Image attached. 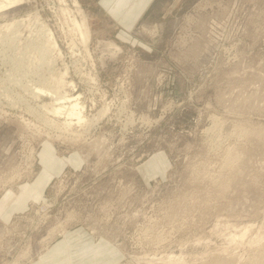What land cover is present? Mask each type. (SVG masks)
<instances>
[{"label":"rangeland","instance_id":"1","mask_svg":"<svg viewBox=\"0 0 264 264\" xmlns=\"http://www.w3.org/2000/svg\"><path fill=\"white\" fill-rule=\"evenodd\" d=\"M76 2L0 9V264H264V0Z\"/></svg>","mask_w":264,"mask_h":264},{"label":"bare ground","instance_id":"2","mask_svg":"<svg viewBox=\"0 0 264 264\" xmlns=\"http://www.w3.org/2000/svg\"><path fill=\"white\" fill-rule=\"evenodd\" d=\"M20 1L21 0H0V9H2V8H9V7H11V6H13V5H15V4H17V3H20ZM73 4L77 7L78 6V4H77V2H76V0H73ZM76 11L78 12L77 14H80L79 16H80V21L78 22V21H76V20H73V24L75 25V27H76V30H77V32H78V34L80 35V38H81V40L84 42V43H86L87 41H88V36H89V31H88V29H87V26L85 25V19L83 18V16H82V14H81V10L80 9H76ZM0 13H1V11H0ZM55 45V43H53V46ZM56 46V45H55ZM69 84H72V83H69ZM65 85V84H64ZM67 85V84H66ZM73 85V84H72ZM72 88V87H71ZM52 90V89H51ZM36 91V90H35ZM37 91L38 92H40L41 90H39V89H37ZM53 91H54V89H53ZM53 91H51V92H53ZM37 93V92H36ZM71 94V93H70ZM51 95V94H50ZM57 95V94H56ZM67 95V94H66ZM51 96H53V94L51 95ZM65 96V94L62 96V97H64ZM77 96V95H76ZM75 96V97H76ZM53 97H55L54 99H55V101H57V103H58V101H61V100H58V98H56L57 96H53ZM58 97H59V94H58ZM61 97V99L63 100V99H65V98H62ZM67 97H69V96H67ZM67 97H66V99L65 100H67V101H69L70 103H69V105H57L56 107L54 106H52L53 108H50L51 109V111L53 112V113H55L56 115L57 114H62V115H64V116H66L67 118H74V119H76V123H82V122H85V123H87L86 121H85V118H83V113H81V108H83V105H82V107L80 108V105H81V103H79L77 100L78 99H76V98H74V99H67ZM78 97H79V95H78ZM70 98V97H69ZM53 99V100H54ZM59 99H60V97H59ZM54 101V102H55ZM64 101V100H63ZM66 101V102H67ZM56 103V102H55ZM60 103V102H59ZM53 105H55V104H53ZM106 109V108H105ZM100 111V110H99ZM98 114V113H97ZM99 115V114H98ZM61 116V115H60ZM66 120H68V119H66ZM69 121V120H68ZM67 121V122H68ZM92 122V121H91ZM70 123H71V121H70ZM85 123H84V125H85ZM63 124V123H62ZM64 124H66V123H64ZM69 124V123H68ZM75 125V124H74ZM89 125V124H88ZM65 126V125H64ZM67 126V125H66ZM69 127V126H68ZM79 127V126H78ZM87 129V128H86ZM82 132V131H81ZM68 133V132H67ZM70 133V132H69ZM84 133V131L82 132V134ZM65 134V133H64ZM75 134V133H74ZM76 135V134H75ZM77 136V135H76ZM78 138V137H77ZM71 139H72V137H71ZM74 139H76V138H74ZM73 139V140H74ZM83 139V138H82Z\"/></svg>","mask_w":264,"mask_h":264},{"label":"crops","instance_id":"3","mask_svg":"<svg viewBox=\"0 0 264 264\" xmlns=\"http://www.w3.org/2000/svg\"><path fill=\"white\" fill-rule=\"evenodd\" d=\"M79 236L80 234L78 233V231L64 235L60 241H58L52 246V248L48 252L49 255L45 258L43 257L42 262L38 260V263L41 262L40 264H71L73 262L72 256L74 255L78 254L79 256H84L90 251L94 253L97 247L93 244H88L87 242L77 246V249L75 251L71 250L72 241L74 239L76 241Z\"/></svg>","mask_w":264,"mask_h":264}]
</instances>
